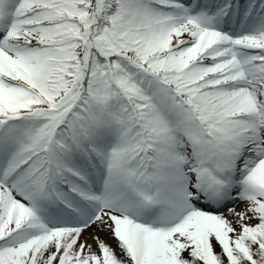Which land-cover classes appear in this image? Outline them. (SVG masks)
I'll list each match as a JSON object with an SVG mask.
<instances>
[{"label": "snow or ice", "instance_id": "1", "mask_svg": "<svg viewBox=\"0 0 264 264\" xmlns=\"http://www.w3.org/2000/svg\"><path fill=\"white\" fill-rule=\"evenodd\" d=\"M0 264H264V0H0Z\"/></svg>", "mask_w": 264, "mask_h": 264}, {"label": "rangeland", "instance_id": "2", "mask_svg": "<svg viewBox=\"0 0 264 264\" xmlns=\"http://www.w3.org/2000/svg\"><path fill=\"white\" fill-rule=\"evenodd\" d=\"M237 210H241L243 208L242 204H237L236 205ZM93 234L99 235V237L104 240L105 242L111 244L113 247H115V241L111 238L110 234L107 232H99L95 227H93L92 229H89L86 233H85V237L89 239V242H91V237Z\"/></svg>", "mask_w": 264, "mask_h": 264}, {"label": "trees", "instance_id": "3", "mask_svg": "<svg viewBox=\"0 0 264 264\" xmlns=\"http://www.w3.org/2000/svg\"><path fill=\"white\" fill-rule=\"evenodd\" d=\"M217 251H219V249Z\"/></svg>", "mask_w": 264, "mask_h": 264}]
</instances>
